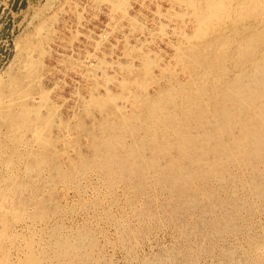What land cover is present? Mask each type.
Returning <instances> with one entry per match:
<instances>
[{
  "label": "rangeland",
  "instance_id": "rangeland-1",
  "mask_svg": "<svg viewBox=\"0 0 264 264\" xmlns=\"http://www.w3.org/2000/svg\"><path fill=\"white\" fill-rule=\"evenodd\" d=\"M258 2L0 0V264H264V138L172 134Z\"/></svg>",
  "mask_w": 264,
  "mask_h": 264
},
{
  "label": "bare ground",
  "instance_id": "bare-ground-1",
  "mask_svg": "<svg viewBox=\"0 0 264 264\" xmlns=\"http://www.w3.org/2000/svg\"><path fill=\"white\" fill-rule=\"evenodd\" d=\"M235 1V0H234ZM262 0H259V2L257 3L258 6L260 4H263L264 2H261ZM233 2V1H232ZM241 2V1H240ZM219 4H216V8L218 9L219 7L223 6V5H220L221 2L219 1L218 2ZM243 3V2H242ZM229 4V3H227ZM245 4V2L243 3ZM242 4V5H243ZM204 5V4H203ZM234 5H232L231 7H233ZM257 5H255L254 7L252 6L250 9H253V10H256ZM238 9V8H237ZM195 10V9H194ZM236 10V9H235ZM219 11V10H218ZM234 12V11H233ZM226 13V12H225ZM228 13V12H227ZM230 13V12H229ZM240 13V12H239ZM233 14V13H232ZM240 14H243V13H240ZM223 15V14H222ZM229 16V15H228ZM237 16V15H236ZM244 16V15H243ZM231 17V16H230ZM240 17V16H239ZM195 18V17H194ZM202 18V17H201ZM200 18V20H201ZM204 18V17H203ZM206 18V17H205ZM233 18V17H232ZM241 18V17H240ZM235 19V18H234ZM226 20V19H225ZM228 20V19H227ZM232 20V19H231ZM229 20V21H231ZM250 20V19H249ZM249 20H247L249 22ZM198 21V19H197ZM203 22V20H201ZM214 21V20H213ZM217 20H215L216 22ZM234 21V20H232ZM211 23V21H209ZM218 22V21H217ZM227 22V21H226ZM236 22V21H235ZM246 22V21H245ZM258 22V21H256ZM194 23V21H193ZM206 23V22H205ZM204 23V24H205ZM252 23V22H251ZM215 24V23H214ZM232 24V23H231ZM255 24V23H254ZM198 25V24H197ZM206 25V24H205ZM225 25V24H224ZM237 25V23H236ZM244 25H247V24H244ZM256 25V24H255ZM213 26V24H212ZM232 26V25H231ZM207 27V26H206ZM206 27L204 28V30L206 29ZM209 27V26H208ZM236 27V26H235ZM260 27V26H258ZM229 28V26H228ZM233 28V27H232ZM239 28V26H238ZM242 28V27H241ZM240 28V29H241ZM245 28V27H244ZM214 29V28H213ZM234 29V28H233ZM243 29V28H242ZM241 29V30H242ZM247 29V28H246ZM257 29V28H256ZM201 30V29H200ZM224 30V29H222ZM230 30H232L230 28ZM211 31V30H210ZM250 31V30H249ZM248 31V32H249ZM212 32V31H211ZM229 32V29L228 31ZM202 33V32H201ZM205 33V32H203ZM202 33V34H203ZM216 33V32H215ZM234 33V32H233ZM200 34V33H199ZM210 34V32H209ZM221 34V33H220ZM225 34H226V31H225ZM232 34V33H230ZM228 34V35H230ZM245 34V33H244ZM263 33H260V34H253V35H250L251 37L249 38L248 40V48L245 50H241L240 51H237V52H234L231 56H230V52H229V55L226 54V56L228 57V59H232L234 62H233V67L229 66H225L224 65V68H220L221 66L218 65L217 67L220 68V70L216 67V65H214V63H217L215 62V60L219 59L221 56H218V54L216 55V53L214 54L212 60L213 62L211 63L212 64V70L213 71H217L215 73V77L213 79V85L212 87L215 88L214 90V93L207 96L208 98L205 100V104H203L205 107L204 108H199V104H198V101L196 100L197 98H202L205 93V91L207 90H204V91H200V95H198L199 91L197 92L196 96L194 94V96H191V99L189 100V97L187 96V101H190L191 104L188 105L187 107V110L188 109H194L195 112L191 113V112H187V111H184L187 115H185L186 117L184 119H182L178 125L176 127H174V131L172 134L176 135L177 138L180 139L181 143H186L188 141V131H190V126L189 124H192V127L193 126H198L200 127V124H202L204 122V120H207L206 117H207V114H210L211 118L213 120H216L217 121V124L215 125L217 127L218 125V129L217 131L220 132V133H224L225 131H231V129L234 127V128H237L239 130V132L241 133V137H239V140H240V143H245L247 142V139L248 137H250V139H252L253 142L255 143H262L263 142V138H264V64L262 62V59L264 61V56L263 58H259V57H256V51L255 50V47H263L264 48V39L260 38L259 35H262ZM212 36V35H211ZM214 36V35H213ZM221 35H217L216 37H219ZM231 36V35H230ZM243 36V35H242ZM186 37V35H185ZM202 38V37H201ZM208 38V37H207ZM206 38V39H207ZM223 38V37H222ZM228 38V37H226ZM194 39V38H192ZM210 39V38H209ZM208 39V40H209ZM215 39V38H214ZM221 39V37H220ZM204 40V39H203ZM202 40V41H203ZM201 41V42H202ZM207 41V40H206ZM212 41V40H211ZM219 41V38L218 40ZM235 41V40H234ZM216 42V41H215ZM212 43V42H211ZM220 43V42H219ZM235 43V42H234ZM218 44V43H217ZM233 44V43H232ZM201 45V44H200ZM204 46V45H203ZM202 46V47H203ZM213 46V44H212ZM221 46V44H220ZM224 46V45H223ZM238 46V44H237ZM217 47V46H216ZM233 47V46H232ZM180 48V47H179ZM228 48V47H227ZM234 48V47H233ZM232 48V49H233ZM199 49V48H197ZM208 49V48H206ZM214 49V48H213ZM217 49V48H216ZM200 50V49H199ZM211 50V49H208V51ZM224 50V49H222ZM262 50V49H261ZM259 50V51H261ZM264 50V49H263ZM203 51V50H202ZM214 51V50H213ZM218 51V50H217ZM229 51V50H228ZM194 52V51H193ZM199 52V51H198ZM212 52V51H211ZM224 52V51H222ZM208 53V52H207ZM221 53V52H220ZM203 54V53H202ZM264 54V52H263ZM198 55V54H197ZM204 55V54H203ZM207 55V54H205ZM211 55V54H210ZM259 56V55H258ZM192 57V56H191ZM190 57V58H191ZM205 57V56H204ZM202 57V58H204ZM198 59V58H197ZM210 59V58H209ZM208 59V60H209ZM227 59V60H228ZM205 60V59H203ZM210 60V61H212ZM193 61V60H191ZM231 62V61H230ZM194 64V63H193ZM208 64V63H207ZM225 64V63H224ZM206 65V64H205ZM208 66V65H206ZM214 66V67H213ZM208 68V67H207ZM232 68V69H231ZM203 70V69H202ZM208 71V70H207ZM205 72V70H204ZM207 74V73H206ZM212 74V73H211ZM202 75V74H201ZM210 77V76H209ZM197 78V77H196ZM204 78V77H202ZM208 78V77H206ZM205 78V79H206ZM199 79V78H197ZM17 80V79H16ZM204 81V79H203ZM210 82H212L211 80H209ZM194 82V81H193ZM208 82V81H207ZM206 82V83H207ZM192 83V82H191ZM204 83V82H203ZM14 84V83H13ZM18 83L15 84V86L17 85ZM208 83V85H210ZM191 85V84H190ZM193 85V84H192ZM180 86V85H179ZM197 86V85H196ZM207 86V84H206ZM134 87V86H133ZM194 87V86H192ZM198 87V86H197ZM183 88V87H182ZM202 88V87H201ZM205 88V87H203ZM207 88V87H206ZM179 89V88H178ZM189 89V88H188ZM191 89V88H190ZM208 89V88H207ZM210 89L211 86H210ZM183 90V89H181ZM186 90V89H185ZM194 90V89H193ZM192 90V91H193ZM200 90V89H199ZM177 91V90H176ZM169 92V91H168ZM167 92V93H168ZM170 92H173V90H171ZM170 92H169V95H170ZM179 92H181L179 90ZM178 92V94H179ZM187 92V91H185ZM184 92V93H185ZM240 92V93H239ZM191 93V92H189ZM188 93V94H189ZM195 93V92H194ZM209 93V92H208ZM239 93V94H238ZM176 94V93H175ZM183 94V93H182ZM15 95V94H14ZM174 95V94H173ZM164 96V95H163ZM167 96V95H166ZM176 96V95H175ZM182 96V95H181ZM23 97V96H22ZM171 97V95H170ZM173 97V96H172ZM180 97V96H179ZM194 97V99H193ZM162 98V97H161ZM160 98V99H161ZM167 98V97H166ZM182 98V97H181ZM184 98V97H183ZM157 99V97H156ZM155 99V100H156ZM159 99V98H158ZM165 99V98H164ZM178 99V98H177ZM185 99V100H186ZM193 99V101H191ZM166 100V99H165ZM172 100V99H171ZM171 100H168V101H171ZM202 100V99H201ZM28 101V100H27ZM161 101V100H160ZM181 101V100H180ZM153 101H151L152 103ZM183 102V100H182ZM181 102V103H182ZM189 102V103H190ZM154 103H157V102H154ZM153 103V104H154ZM159 103V102H158ZM164 103V102H163ZM180 103V104H181ZM28 104V103H27ZM160 104V103H159ZM176 104V102H175ZM54 105V104H53ZM156 105V104H155ZM161 105V104H160ZM165 106V104H163ZM51 106V105H50ZM153 106V105H151ZM157 106V105H156ZM185 106V105H184ZM161 107V106H159ZM181 107V106H180ZM185 107V108H186ZM201 107V106H200ZM157 108V107H155ZM27 109V108H26ZM53 109V108H52ZM55 109V108H54ZM152 109V107L150 108ZM154 109V108H153ZM159 109V108H158ZM165 109V108H164ZM184 109V108H183ZM30 110V109H29ZM51 110V109H50ZM186 110V109H185ZM24 111H26L24 109ZM158 111V110H157ZM161 111V109H160ZM153 113V112H152ZM28 114V113H26ZM157 115H160V114H157ZM152 116V114H151ZM159 117V116H157ZM191 117V118H190ZM160 118V117H159ZM164 118V117H163ZM154 119V118H153ZM156 119V118H155ZM63 120V119H62ZM162 120V119H161ZM164 120V119H163ZM167 120V119H165ZM210 120V119H209ZM207 120V121H209ZM151 121V120H150ZM158 120H156L157 122ZM160 121V120H159ZM65 122V121H64ZM63 122V123H64ZM164 122V121H162ZM211 122V121H210ZM215 122V121H214ZM213 122V123H214ZM62 123V124H63ZM155 123V122H154ZM160 123V122H159ZM209 123V122H208ZM212 123V122H211ZM163 124V123H161ZM207 124V123H206ZM215 124V123H214ZM213 124V125H214ZM64 125V124H63ZM155 126V124H153ZM152 126V125H150ZM172 126V125H171ZM166 127V126H165ZM167 128V127H166ZM150 129V128H149ZM152 129V128H151ZM159 129V128H158ZM171 129V128H170ZM201 129L198 128V130ZM206 129V128H205ZM34 130V129H33ZM202 130V129H201ZM222 130L224 132H222ZM38 131V130H37ZM163 131V130H162ZM166 131V130H165ZM161 132V131H160ZM197 132V131H196ZM236 132V131H235ZM234 132V133H235ZM155 133V132H154ZM201 133V132H200ZM228 133V132H227ZM34 134V133H33ZM157 134V133H156ZM167 134V133H166ZM196 134V133H195ZM199 134V133H198ZM39 135V134H37ZM164 135V134H163ZM170 135V134H169ZM168 136H163L164 139H166V137H169ZM194 135V133H193ZM45 136V135H44ZM218 136V135H217ZM222 136V135H221ZM190 137V136H189ZM207 137V136H206ZM193 138V137H192ZM200 138V137H199ZM205 138V137H204ZM151 139V138H150ZM178 139V140H179ZM234 139V138H233ZM159 139H157L158 141ZM163 140V139H162ZM167 140V139H166ZM177 140V141H178ZM199 140V139H198ZM207 140V139H206ZM37 141V140H36ZM155 138H152L151 139V143L147 142L145 143V149H147V147H150V146H153V154L155 156L161 154V153H164L165 152H168L169 150V147L168 146L170 143L168 142H164L161 141L160 143L157 142ZM174 141V140H173ZM172 141V143H173ZM177 142V144H179V142ZM194 141V140H192ZM159 143L158 145V148H156V145ZM171 143V144H172ZM196 144V141L194 142ZM142 144V143H141ZM170 144V145H171ZM176 144V143H175ZM188 144V142L186 143ZM185 144V145H186ZM193 144V142H192ZM199 144V143H198ZM203 144V143H202ZM143 146V147H144ZM189 146V145H188ZM253 146V145H252ZM142 147V148H143ZM187 147V146H186ZM184 145H179V148L182 150L184 148H186ZM194 147V146H193ZM242 148V147H241ZM144 149V148H143ZM142 149V150H143ZM173 149V147L171 148ZM170 149V151H171ZM150 150V149H149ZM178 150V149H177ZM186 150V149H185ZM184 150V151H185ZM188 150V148H187ZM244 150V149H243ZM242 150V151H243ZM183 151V150H182ZM179 152V151H178ZM188 153V152H187ZM147 154V153H146ZM179 154V153H177ZM142 155V154H141ZM144 155V153H143ZM170 155V154H169ZM182 155V154H181ZM120 155H118L119 157ZM161 156V155H160ZM185 156V155H184ZM237 156V155H236ZM115 156H111V158H114ZM142 157V156H141ZM140 157V159H141ZM163 157V155H162ZM177 157V156H176ZM120 158V157H119ZM136 158V157H135ZM180 158V157H178ZM129 159V158H128ZM176 159V158H175ZM143 160V159H142ZM129 161V160H128ZM135 161V160H134ZM131 162V161H130ZM139 162V161H137ZM206 162V161H205ZM182 164V163H181ZM179 165V164H178ZM220 167V166H219ZM174 169V168H173ZM177 170V169H176ZM193 173V172H192ZM198 174V173H197ZM183 178V177H182ZM172 179V178H171ZM174 181V180H173ZM191 181V180H190Z\"/></svg>",
  "mask_w": 264,
  "mask_h": 264
}]
</instances>
